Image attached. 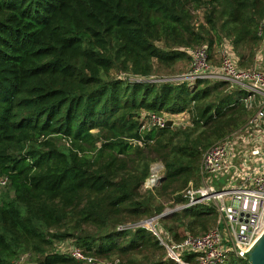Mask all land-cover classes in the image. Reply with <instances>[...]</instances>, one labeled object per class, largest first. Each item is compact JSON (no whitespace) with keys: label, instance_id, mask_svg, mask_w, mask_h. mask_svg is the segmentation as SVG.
I'll return each mask as SVG.
<instances>
[{"label":"trees","instance_id":"trees-1","mask_svg":"<svg viewBox=\"0 0 264 264\" xmlns=\"http://www.w3.org/2000/svg\"><path fill=\"white\" fill-rule=\"evenodd\" d=\"M225 40L250 67L264 0H0V264H88L56 252L66 239L116 264H176L146 227L118 228L163 213V199L184 204L203 152L252 115L227 81L168 80ZM180 113L190 125L142 128ZM154 162L164 175L144 189ZM215 220L199 204L157 225L176 244L180 226L198 235Z\"/></svg>","mask_w":264,"mask_h":264},{"label":"built area","instance_id":"built-area-1","mask_svg":"<svg viewBox=\"0 0 264 264\" xmlns=\"http://www.w3.org/2000/svg\"><path fill=\"white\" fill-rule=\"evenodd\" d=\"M189 54L188 71L168 80H184L189 84L198 79L227 81L231 87L245 93L241 101L252 111V115L241 128L203 152L199 168L201 184L194 186L190 182L182 191L186 202L179 209L199 204L212 206L209 203L214 201L213 207L219 215L217 224L198 235L187 233L176 244L170 243L169 236L155 223L163 213L148 218L151 221L145 219L118 229L136 225L146 227L167 248L169 256L176 264H192L184 258L185 254L194 255V264H223L232 255L247 258V253L264 230V70L240 67L238 57H234L229 47L222 49L218 67L210 63L206 46L197 47ZM178 115L150 114L143 117L142 128H162L166 120L171 118L172 121ZM172 124L178 125L174 120ZM223 176L226 177V185L215 187L210 177L218 179ZM149 177L146 181L150 184L145 185V181L144 185L152 189L162 175L155 174L151 166ZM8 184L9 178L1 176L0 193ZM144 185L143 188L146 189ZM66 254L88 264H116L88 257L75 245H71ZM22 259L23 256L20 261Z\"/></svg>","mask_w":264,"mask_h":264},{"label":"rangeland","instance_id":"rangeland-1","mask_svg":"<svg viewBox=\"0 0 264 264\" xmlns=\"http://www.w3.org/2000/svg\"><path fill=\"white\" fill-rule=\"evenodd\" d=\"M228 47L231 48V46H230V44H229V42L227 40H225L224 42H222L219 45H213V47L211 49V52H210V63L213 66H215V67H218L219 66V64H220V53H221L222 49H225L226 50V48H228ZM258 49L259 50H257V52H256V54H255V56L253 58V63L251 64L252 66L250 65V67H256L258 69L260 68V69L264 70V61H263V56H262L263 54L261 56L259 55L260 52H262V53L264 52V42H260V45H259ZM232 54L234 55V57L237 58V56H236V54L234 52H232ZM188 65H189V61L179 62L178 65H177V67H176V70H177L176 71V74H175L176 76H174V77L179 76L180 74H182V72L186 73L188 71V69H189V66ZM160 74L163 76V75H165V72L163 70H161L159 72V75ZM155 77H157V76H155ZM154 80H157V79H154ZM173 120H174V122L176 124H178V125H174V127H180V126H183L184 127L186 125H190L191 124L190 116H189L188 113H185L182 116H178L177 118H174ZM145 121H146V119H145ZM151 166H152L155 174H158V176L159 175H162V177H163V175H164V168H163V165L160 162H154ZM148 178H150V177H148ZM205 178L207 179V177H205ZM224 178H226V177H224V176L223 177H218V179L213 178V177H210V180L213 179V183H214V186L215 187H222V186L226 185V180ZM160 181L161 180H159L155 186H157L160 183ZM149 184L150 183L146 181L145 185H149ZM200 184H201V177L198 174L197 181L195 183L193 182L192 185L197 186V185H200ZM145 185H144V187L146 189L151 188L150 186L147 187ZM6 192H8V186H6L1 191L0 197L4 193H6ZM11 194L12 193H9L10 196H11ZM181 195H182V191H181ZM161 201L163 202V205H164L163 214H165V215H169L170 213H172L174 211H180L181 210L179 208H180V206L182 204L181 203L175 204L173 198H171V197L169 199H163ZM227 202H229L228 199H227ZM214 204H215L214 201H212V202L209 203V205H212V206H214ZM218 217H219V215L216 213V220H215V222H214V224L212 226H209L208 229L216 226ZM140 222H138V223H140ZM155 223H157V220H156ZM135 224H137V223H135ZM179 231H182L181 233L183 235H185L187 233L192 234V233L188 232L187 230H185V228H184L183 225L179 227ZM200 232H202V231H199V233ZM71 245H74L71 239L57 241L55 243V246L57 247L56 251H62L64 253H66ZM166 250H167V248H166ZM167 252H168V250H167ZM20 263L21 264H31V261H29L27 255H24L23 256V259H22V261H20Z\"/></svg>","mask_w":264,"mask_h":264},{"label":"water","instance_id":"water-1","mask_svg":"<svg viewBox=\"0 0 264 264\" xmlns=\"http://www.w3.org/2000/svg\"><path fill=\"white\" fill-rule=\"evenodd\" d=\"M172 121L170 119L166 120L165 125L170 126ZM162 177L159 179L161 180ZM165 214H161V217ZM151 221V219H148ZM58 253V251H56ZM247 261L249 264H264V230L261 235L256 240L252 249L247 253Z\"/></svg>","mask_w":264,"mask_h":264},{"label":"crops","instance_id":"crops-1","mask_svg":"<svg viewBox=\"0 0 264 264\" xmlns=\"http://www.w3.org/2000/svg\"><path fill=\"white\" fill-rule=\"evenodd\" d=\"M260 56H261V54H260ZM180 115H182V114H179L178 116H180ZM178 116H176V117H178ZM213 185H214V183H213ZM219 188H221V187H219Z\"/></svg>","mask_w":264,"mask_h":264}]
</instances>
